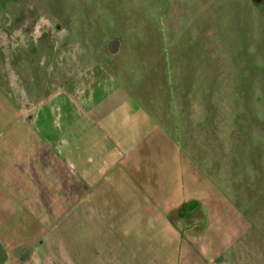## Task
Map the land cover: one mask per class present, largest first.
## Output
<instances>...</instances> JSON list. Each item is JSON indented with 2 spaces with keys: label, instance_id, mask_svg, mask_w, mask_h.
Instances as JSON below:
<instances>
[{
  "label": "rangeland",
  "instance_id": "obj_1",
  "mask_svg": "<svg viewBox=\"0 0 264 264\" xmlns=\"http://www.w3.org/2000/svg\"><path fill=\"white\" fill-rule=\"evenodd\" d=\"M20 12L33 64L45 45L66 42L69 56L84 46L152 129L125 164L123 190L92 211L90 195L67 211L61 180L18 153L35 150L26 132H2L22 160L0 169L5 264H264V0H0V15ZM63 94L42 106L50 123L66 120Z\"/></svg>",
  "mask_w": 264,
  "mask_h": 264
},
{
  "label": "crops",
  "instance_id": "obj_2",
  "mask_svg": "<svg viewBox=\"0 0 264 264\" xmlns=\"http://www.w3.org/2000/svg\"><path fill=\"white\" fill-rule=\"evenodd\" d=\"M23 15V12L15 16L10 13L0 15V169L4 168L8 158L11 164L13 160L18 161L13 153L12 139L7 137L10 141L6 142L2 132L5 134L6 130L20 126L19 130L23 129L29 137L25 139L29 141L28 145L32 147L31 143H35V150H19L18 153L21 156L34 153L36 162L42 164L43 169L53 171L55 179L61 180V192L65 195L62 200L70 201L66 210L79 211L76 207L80 208L89 195L91 211L96 210L97 204H109L107 196L110 192L123 190V178L131 179L125 164L146 140L152 129L151 121L129 99V107L122 105L124 93L116 82V74L109 72L108 65L100 64L84 46L78 44L80 52L69 56L66 42H56L50 47L45 45L39 51V61L33 64L34 46L29 51L26 48L32 38L31 32H26L28 23ZM8 18L12 20L8 22ZM55 31L64 33L57 26ZM20 34L24 35L25 41L19 38ZM18 45H23L26 52ZM106 50L109 57L115 58L120 55L122 45L115 54L109 52L107 44ZM14 64L18 66L17 72L12 69ZM48 68L53 69L50 76ZM49 77H55L57 85V89L50 92L47 89ZM28 86L33 90L31 93L26 90ZM20 91L30 102L19 110L15 99ZM59 93H64L62 96L69 110L66 120L57 122L54 118L50 123L42 106ZM52 106L53 102L49 110L57 111ZM135 112L137 117H134ZM44 160L47 161L45 165ZM16 165H13L14 169ZM8 177L13 180L17 176ZM132 188L136 195L138 188L135 185ZM73 195H77L75 200ZM175 208L177 206L170 210ZM0 256L5 264L9 253L5 251Z\"/></svg>",
  "mask_w": 264,
  "mask_h": 264
},
{
  "label": "water",
  "instance_id": "obj_3",
  "mask_svg": "<svg viewBox=\"0 0 264 264\" xmlns=\"http://www.w3.org/2000/svg\"><path fill=\"white\" fill-rule=\"evenodd\" d=\"M120 44H121L120 41L115 39L107 44V48L111 54H115L118 51ZM196 207H197V204L195 205L191 204V206H189L188 208V212L191 213Z\"/></svg>",
  "mask_w": 264,
  "mask_h": 264
}]
</instances>
